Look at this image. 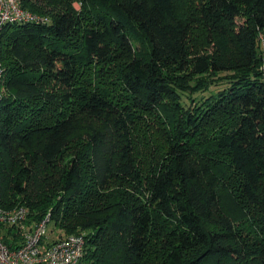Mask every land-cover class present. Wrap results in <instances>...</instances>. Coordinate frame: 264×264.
<instances>
[{
    "label": "trees",
    "instance_id": "1",
    "mask_svg": "<svg viewBox=\"0 0 264 264\" xmlns=\"http://www.w3.org/2000/svg\"><path fill=\"white\" fill-rule=\"evenodd\" d=\"M73 1L22 0L48 20L3 28L0 206L84 233L80 264H264V0ZM195 25L234 54L197 50ZM148 114L172 127L161 156Z\"/></svg>",
    "mask_w": 264,
    "mask_h": 264
},
{
    "label": "built area",
    "instance_id": "2",
    "mask_svg": "<svg viewBox=\"0 0 264 264\" xmlns=\"http://www.w3.org/2000/svg\"><path fill=\"white\" fill-rule=\"evenodd\" d=\"M47 21L23 7L22 0H0V39L9 22ZM261 69L264 72V35ZM4 67L0 62V101L4 94ZM51 214L41 221H30L24 206L5 209L0 206V264H80L85 252L86 236L73 233L47 241Z\"/></svg>",
    "mask_w": 264,
    "mask_h": 264
},
{
    "label": "rangeland",
    "instance_id": "3",
    "mask_svg": "<svg viewBox=\"0 0 264 264\" xmlns=\"http://www.w3.org/2000/svg\"><path fill=\"white\" fill-rule=\"evenodd\" d=\"M73 4L75 5L76 9L79 12H82V14L85 13V11H83V7L81 3L79 2V0H74ZM178 4H179L178 5L179 11L181 14L189 13V5H188L187 0H178ZM89 13L90 11L86 12V14H89ZM204 32L205 31L200 25H195L193 27V30L191 33V41L197 50H200L201 52L205 51L206 53L209 54L211 58H215V60L217 61H221V59L226 58L230 56L231 54H234V49L228 45L225 39H221V38L207 39ZM121 61L122 59L114 60L108 64H105L103 68H92L90 70L91 73L88 75L87 80L90 81L93 79L95 84H102V85L108 86V83H110V81H115V78L117 77L118 72L120 70ZM102 69H104V75H101ZM214 73L224 75L226 73H231V71L218 70V71H215ZM223 85H225V83H221L219 85L213 86L211 87V91L216 92L218 91V89L222 88ZM195 94L196 93H194L193 95ZM203 94L208 95L209 92H203V93L201 92V93L196 94V96L197 98H199ZM190 95H191L190 92H187L184 95V100L187 105H191L192 102H194V100L191 101ZM148 117L149 119L148 120L146 119V120L148 121V124L150 125L143 129L141 137H142L143 143L148 142L149 144L148 148H151L153 146L156 149V152L159 153V155L161 156V153L166 148L165 147L166 140L169 137H171V136H167V131L172 133L171 131L172 127L170 128L168 120H165L156 114H148ZM139 129L140 128H138L137 130ZM146 151L148 152V150ZM138 157H139V160L144 164L148 163L149 161V155L145 151H142L138 155ZM239 213L241 214L240 211ZM238 221H240L242 225H248L250 223V220L244 219V217H242ZM53 226L54 225L52 223L49 224L47 241H53L61 236L66 235L62 230H60L59 228H55Z\"/></svg>",
    "mask_w": 264,
    "mask_h": 264
}]
</instances>
